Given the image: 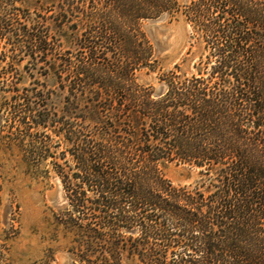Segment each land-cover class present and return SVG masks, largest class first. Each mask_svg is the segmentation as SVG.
<instances>
[{
	"label": "trees",
	"instance_id": "1",
	"mask_svg": "<svg viewBox=\"0 0 264 264\" xmlns=\"http://www.w3.org/2000/svg\"><path fill=\"white\" fill-rule=\"evenodd\" d=\"M180 10L191 45L155 97L144 27ZM40 70L54 88L21 90ZM2 98L28 105L18 129L65 147L92 264H264V0H0ZM53 98L56 121L32 107Z\"/></svg>",
	"mask_w": 264,
	"mask_h": 264
},
{
	"label": "rangeland",
	"instance_id": "2",
	"mask_svg": "<svg viewBox=\"0 0 264 264\" xmlns=\"http://www.w3.org/2000/svg\"><path fill=\"white\" fill-rule=\"evenodd\" d=\"M177 1L181 9L189 2ZM144 30L159 65L155 73H140L139 82L154 87L156 92L165 85L158 84L159 76L173 70L190 48L191 28L180 10L172 20L164 16L147 22ZM44 74V70L33 77L24 73L18 86L21 90L29 89L35 80L53 89V81ZM63 105L53 98L47 106L34 103L32 107L48 109L50 119L56 121ZM26 108L23 100L0 99V264H62L60 254L67 256L68 264H92L98 255L90 252L89 234L77 226L82 214L71 205L67 184L58 172V166L64 164L61 157L65 147L59 145L60 138L51 130L35 129L30 137L25 130L18 129L20 122L31 121L23 111ZM17 110L20 112L15 113ZM64 166L69 173L75 172L71 162ZM167 175L181 185L191 184L196 178L193 173L188 179L189 173L182 167L169 169ZM56 182L63 204L48 198Z\"/></svg>",
	"mask_w": 264,
	"mask_h": 264
},
{
	"label": "water",
	"instance_id": "3",
	"mask_svg": "<svg viewBox=\"0 0 264 264\" xmlns=\"http://www.w3.org/2000/svg\"><path fill=\"white\" fill-rule=\"evenodd\" d=\"M166 85H161L157 91L155 92L156 97L162 96L166 92ZM48 198L51 201H56L58 204H63L64 201L61 200L60 194H59V183L56 182V188L55 190L48 193ZM59 259L61 260L62 264H68V259L66 255L60 254Z\"/></svg>",
	"mask_w": 264,
	"mask_h": 264
}]
</instances>
